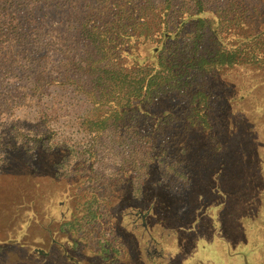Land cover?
<instances>
[{
    "label": "trees",
    "instance_id": "trees-1",
    "mask_svg": "<svg viewBox=\"0 0 264 264\" xmlns=\"http://www.w3.org/2000/svg\"><path fill=\"white\" fill-rule=\"evenodd\" d=\"M68 1L0 0V115L33 109L36 121L35 132L17 128L16 140L2 146L0 167L37 170L41 153L61 154L54 175L77 187L74 213L57 229L76 255L62 254L66 261L80 264L91 251L92 264H143L144 251L146 264H172L177 228L189 250L209 238L217 252L223 247L220 257L261 255L264 0H73L77 12ZM39 4L62 11L56 16L73 30L68 39L37 13ZM54 54L64 59L56 74L48 68ZM52 88L82 96L75 123L83 143L54 130L46 106ZM121 147L113 170H100L108 149ZM149 185L162 199L150 204ZM120 195L139 207L130 236L113 212ZM53 250L38 245L37 258ZM191 256L188 264H201Z\"/></svg>",
    "mask_w": 264,
    "mask_h": 264
},
{
    "label": "rangeland",
    "instance_id": "rangeland-1",
    "mask_svg": "<svg viewBox=\"0 0 264 264\" xmlns=\"http://www.w3.org/2000/svg\"><path fill=\"white\" fill-rule=\"evenodd\" d=\"M65 4H67L65 8L69 11L75 10V12H77L81 9V4L78 1L72 0ZM69 4L70 6L67 7ZM36 9L39 15H49L48 20H50L54 26L60 27L59 32L61 36L66 35L65 39H68L67 36L73 33V30L69 28V23H65L64 20H61L64 14H61L60 17L56 16L62 11L45 8L42 4H39ZM65 13V15H67L69 12L65 10ZM70 17L72 18L71 15ZM63 60L64 59H62L60 55L54 54V57L48 62V68L54 71V68L57 67L58 64L61 65ZM54 73L56 74V71H54ZM2 78L3 76L1 79ZM9 82V78H5L4 86H10L11 84H9ZM82 99V96L74 92L72 88H52L46 97V106L52 118L54 130H56L59 136L70 138L71 142L81 139L80 133L77 132L75 116L80 113L83 104ZM35 125V112L33 109L18 110L15 114L5 112L0 115V154L3 152L2 146L16 140L17 128L22 129L27 134H32L36 130ZM79 142H82V140ZM122 152H124L122 147L121 149L115 150L111 148L108 149L104 158L99 162L98 168L106 173L111 172L115 164L120 161L123 155ZM38 157L39 158L34 161L38 168L37 170H32L30 167H23L24 170L18 172V169L16 170L13 167H0V244L6 246V248L0 252V264H34L41 261V264H52L53 262L57 264H69L65 259L66 257L62 254H66L73 258L76 257L70 239L65 235L59 234L57 229L61 222L71 219L74 213L75 199L71 197L70 194L74 190L77 191V187L74 185V181L58 180L54 175L53 164L61 157V154L56 152L50 154L41 153ZM160 191L161 190L157 188L156 185L153 187L150 185L148 186L147 194L150 204L155 199V197L152 199L153 196L157 195L159 199H162ZM151 200L153 201L151 202ZM131 202H129L126 197L120 195V197L114 201L113 207L117 224L128 236L134 234L131 231H134L133 228H138L136 225L139 217V207H136V205ZM183 209L184 207L179 208V210ZM167 210L170 213V210ZM204 210L205 206H200L199 211ZM176 213V216H182V213L177 210ZM199 214H201L200 217H202V213L200 212ZM255 214L254 212V215ZM227 217H231L228 219L235 225L239 223L236 212L232 211V214H229ZM160 218L158 219L161 220ZM196 218L195 221L197 220ZM258 218L264 220V207L259 209ZM227 221L228 220H225L224 222ZM249 224L251 228L250 231L258 233V230H252V228H255L252 227V220L251 222L249 221ZM207 230L208 228H206V231ZM250 231L247 237L251 235ZM41 232H44L43 235L46 237V242L41 243ZM182 232L181 228L175 230L176 237L172 241L173 247H171V249L175 252L177 251V258L176 255L172 253V256H174L172 264H188L189 258L192 257L191 255L193 254H196L195 258H197L201 264H224L223 262L231 264L229 263L231 261L235 264L246 261H253L252 263L255 264H264V252H262L261 255L258 254L257 252L259 249H256L257 251L253 253L251 257L246 249L241 250L233 257L229 256V253L227 255L226 251L225 255L223 253L225 257H220L218 255L216 257L215 254L223 251V247L220 246L217 252V250H214L216 249L214 243L217 244V241L215 240L213 243L209 238H207V240H198L195 246L189 250L187 245H183V240L180 237ZM234 233L235 235H243V232L237 229H235ZM260 234L261 233H258V236H260ZM211 235L216 238L215 232H212ZM244 237L245 235H243V238ZM11 240H16V243H19V245L9 250L7 244L9 241L11 242ZM25 241L30 243L32 249L28 247V244L23 243ZM38 245H42L47 251L50 249L52 250V247L54 250L49 253V256H44L43 254L42 259H40L37 258ZM88 246L90 247V244ZM56 248H59L58 253L54 252ZM31 250L33 251L31 252ZM180 253L183 254L179 256ZM94 258L95 255L91 251H86L85 257L80 264H92ZM139 259L143 264H146L149 260L146 254H144V251H141ZM153 259L158 260L156 257ZM123 264L130 263L128 259H125L123 260Z\"/></svg>",
    "mask_w": 264,
    "mask_h": 264
},
{
    "label": "flooded vegetation",
    "instance_id": "flooded-vegetation-1",
    "mask_svg": "<svg viewBox=\"0 0 264 264\" xmlns=\"http://www.w3.org/2000/svg\"><path fill=\"white\" fill-rule=\"evenodd\" d=\"M40 239H41V243H43V242H46L45 240H44V237H40ZM13 242H15L14 240H11V242L9 241V244H12ZM40 242V241H39ZM257 250L256 249H254V250H250L249 251V254H250V257H251V255L253 254V253H255ZM236 254H234V255H232L231 257H233V256H235ZM215 256L217 257V254H215ZM218 259V258H217ZM251 260V259H250ZM253 262V261H252ZM252 262H250V261H246V262H242V263H240V264H255V263H252ZM223 263H225V262H223ZM229 263H231V264H235L234 262H229ZM226 264V263H225ZM258 264H260V263H258Z\"/></svg>",
    "mask_w": 264,
    "mask_h": 264
}]
</instances>
